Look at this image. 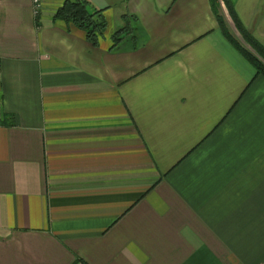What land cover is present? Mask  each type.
I'll use <instances>...</instances> for the list:
<instances>
[{
    "label": "crops",
    "instance_id": "1",
    "mask_svg": "<svg viewBox=\"0 0 264 264\" xmlns=\"http://www.w3.org/2000/svg\"><path fill=\"white\" fill-rule=\"evenodd\" d=\"M65 1L0 0V264H264V75L212 0H89L98 44Z\"/></svg>",
    "mask_w": 264,
    "mask_h": 264
},
{
    "label": "trees",
    "instance_id": "2",
    "mask_svg": "<svg viewBox=\"0 0 264 264\" xmlns=\"http://www.w3.org/2000/svg\"><path fill=\"white\" fill-rule=\"evenodd\" d=\"M222 3L228 10L231 20H228V17L222 10ZM212 6L225 36L256 67L258 73L264 75V44L242 25L231 0H212ZM56 17L73 23L84 30L87 38L94 44H98L108 24L104 9L93 7L89 0H66L59 7ZM231 24L235 27L241 38L233 31ZM129 30L130 27L127 23L121 29L115 31L113 34L114 43L118 44L124 38V33H127Z\"/></svg>",
    "mask_w": 264,
    "mask_h": 264
},
{
    "label": "rangeland",
    "instance_id": "3",
    "mask_svg": "<svg viewBox=\"0 0 264 264\" xmlns=\"http://www.w3.org/2000/svg\"><path fill=\"white\" fill-rule=\"evenodd\" d=\"M224 8V9H223ZM222 10L225 12L226 16L228 17V20H231L230 15L228 13V10L226 9V7L224 6V4L222 3ZM231 28L233 29V25L231 24ZM233 31H235L236 35L239 36V33L237 32V30L234 28ZM126 34V33H124ZM239 38H241V36H239Z\"/></svg>",
    "mask_w": 264,
    "mask_h": 264
},
{
    "label": "built area",
    "instance_id": "4",
    "mask_svg": "<svg viewBox=\"0 0 264 264\" xmlns=\"http://www.w3.org/2000/svg\"><path fill=\"white\" fill-rule=\"evenodd\" d=\"M34 5H35V10L38 13L41 7V0H33Z\"/></svg>",
    "mask_w": 264,
    "mask_h": 264
}]
</instances>
